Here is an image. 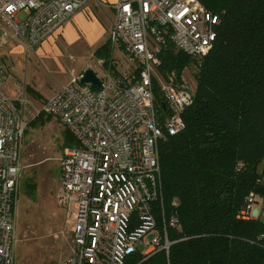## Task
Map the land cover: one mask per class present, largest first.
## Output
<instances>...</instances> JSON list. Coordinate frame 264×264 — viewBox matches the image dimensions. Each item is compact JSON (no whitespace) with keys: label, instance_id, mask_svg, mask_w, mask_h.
Returning <instances> with one entry per match:
<instances>
[{"label":"built area","instance_id":"obj_1","mask_svg":"<svg viewBox=\"0 0 264 264\" xmlns=\"http://www.w3.org/2000/svg\"><path fill=\"white\" fill-rule=\"evenodd\" d=\"M86 1L0 0V38L17 37L31 47ZM220 22L202 0H118L109 45L124 50L136 73L108 66L99 86L71 76L35 113L52 115L76 139L75 146L64 147L57 192L58 204L74 210L71 251L51 264H124L136 251L145 258L168 252L166 225L178 221L164 217L159 142L183 129L182 112L193 89L182 76L161 75L158 54L168 40L200 60ZM154 83L165 103L161 118ZM25 128L21 110L0 90V264H15V194ZM246 200L250 212L252 193Z\"/></svg>","mask_w":264,"mask_h":264},{"label":"trees","instance_id":"obj_2","mask_svg":"<svg viewBox=\"0 0 264 264\" xmlns=\"http://www.w3.org/2000/svg\"><path fill=\"white\" fill-rule=\"evenodd\" d=\"M202 2L221 19L209 52L194 59L167 40L158 54L164 77L194 69L184 127L159 142L164 217L178 225H166L168 252L136 251L124 264H264V220L246 200L264 203V0ZM95 54L111 66L109 41Z\"/></svg>","mask_w":264,"mask_h":264},{"label":"crops","instance_id":"obj_3","mask_svg":"<svg viewBox=\"0 0 264 264\" xmlns=\"http://www.w3.org/2000/svg\"><path fill=\"white\" fill-rule=\"evenodd\" d=\"M118 0H87L47 38L28 47L17 37L0 38V90L21 110L23 119L31 118L71 76H79L97 58V48L109 41ZM111 49V70L136 73V68ZM125 54V52H124ZM119 59V60H118ZM100 65V64H99ZM96 67V65H95ZM102 77L106 67L100 65ZM26 120V119H25ZM260 209L252 206L249 215L257 217Z\"/></svg>","mask_w":264,"mask_h":264},{"label":"rangeland","instance_id":"obj_4","mask_svg":"<svg viewBox=\"0 0 264 264\" xmlns=\"http://www.w3.org/2000/svg\"><path fill=\"white\" fill-rule=\"evenodd\" d=\"M115 54L116 58L121 54L120 60L124 61V51L115 49ZM90 68H95L97 75L103 71L97 58L91 60ZM181 75L194 90L191 70L186 67ZM32 118L26 115L24 119L26 128L15 194L16 238L12 253L15 264H51L71 251L74 210L70 207L68 212L58 204L57 192L64 147L75 146L76 140L67 135L65 127L52 115L42 113L33 123ZM253 207L260 209L258 217L264 220V203L260 198H255ZM154 234V231L149 232L145 238L150 239Z\"/></svg>","mask_w":264,"mask_h":264},{"label":"water","instance_id":"obj_5","mask_svg":"<svg viewBox=\"0 0 264 264\" xmlns=\"http://www.w3.org/2000/svg\"><path fill=\"white\" fill-rule=\"evenodd\" d=\"M81 83H88L90 85L99 86V79L92 69H86L80 76ZM161 106L165 109V103L162 102Z\"/></svg>","mask_w":264,"mask_h":264}]
</instances>
